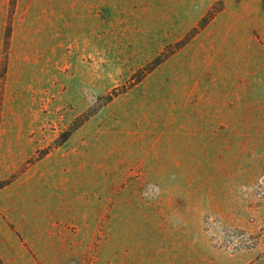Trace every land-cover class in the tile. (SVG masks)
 <instances>
[{
    "label": "rangeland",
    "instance_id": "1",
    "mask_svg": "<svg viewBox=\"0 0 264 264\" xmlns=\"http://www.w3.org/2000/svg\"><path fill=\"white\" fill-rule=\"evenodd\" d=\"M0 264H264V0H0Z\"/></svg>",
    "mask_w": 264,
    "mask_h": 264
}]
</instances>
